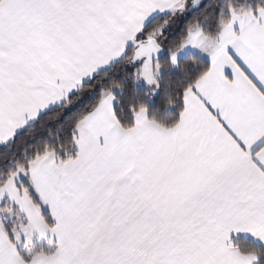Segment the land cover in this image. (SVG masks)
<instances>
[{"label": "snow or ice", "instance_id": "obj_1", "mask_svg": "<svg viewBox=\"0 0 264 264\" xmlns=\"http://www.w3.org/2000/svg\"><path fill=\"white\" fill-rule=\"evenodd\" d=\"M0 264H264V0H0Z\"/></svg>", "mask_w": 264, "mask_h": 264}]
</instances>
